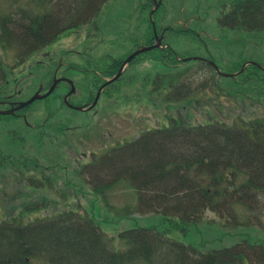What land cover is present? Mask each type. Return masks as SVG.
<instances>
[{
    "label": "rangeland",
    "instance_id": "1",
    "mask_svg": "<svg viewBox=\"0 0 264 264\" xmlns=\"http://www.w3.org/2000/svg\"><path fill=\"white\" fill-rule=\"evenodd\" d=\"M55 1L57 0H0V12L11 13L28 3L30 11L51 15L55 12L52 9ZM151 1L141 0V3L147 4L145 20H148L149 11L153 6ZM161 1L162 6L154 11L151 19L154 22L162 20L164 28L167 26L171 28L172 32L165 33L168 35H165L163 43L165 42L179 58L193 56L191 60L196 59L195 57L212 58L224 73L236 74L239 71L236 75L238 84L231 83L232 77L217 78V83L232 90L235 88L242 94L246 89V96L241 94L230 96L223 89L221 93L224 94L217 95L214 91L211 94L209 89H204L200 94L201 105L189 112L180 110V105L170 99L160 101V109L151 108L146 103L141 106L135 105L132 100L125 105L122 96L130 98L143 76L147 74L153 76L156 72L164 71L155 65L154 58L161 54L155 49L143 54L140 60L128 68L124 74L125 80L113 84L112 88L115 89L109 90L111 94H108L112 97L101 96V106L96 114L92 111H73L64 106L60 98L65 88L60 84L52 95L35 102L29 108L27 121L36 127L29 128L21 120L9 116L0 117V224L18 215H27L33 220L37 217L49 219L56 216L59 211L63 213L73 209L78 210L80 215L94 216L100 229L107 236L113 237L112 243L116 249L122 248L117 235L119 231L155 225L160 231L166 232L169 238L184 245H192L200 252L219 249H229L231 253L241 251L244 254L241 264H262L259 260L260 256L264 255L260 253L264 248V192L259 193L257 204L252 203L254 208L235 202L227 208V213L205 211L202 220L196 224L197 232L194 227L184 229L178 225L171 226L158 213L135 212L133 207L137 203V196L127 179L116 181L105 191L104 196L94 195L90 190L91 184L85 181L91 176L88 172V163L92 158L94 160L99 158L111 147L131 141L144 130L152 129L159 123L165 124V112L175 116L179 110L190 123L203 122L207 118L206 112L210 111V105L215 101L224 103L223 114L217 115L224 121H231L235 116L244 119L263 116L264 30L251 31L246 28L250 31H245L246 29L242 27L243 31H237L222 26L225 19L223 14L228 12L232 0ZM129 3V0H107L101 9L102 13L97 17L86 18V12H90L89 8L82 3L77 6L79 8L77 10L75 2V10L66 14V26L68 21L75 23L80 14L78 20L82 23L75 26L76 32L72 30L73 32L62 34L54 40L52 48L48 49L51 54L41 58L35 55L26 56L24 62L20 63L21 66L17 63L21 56L20 48L14 47L17 42L9 47L0 44V67L6 72V77H3L6 81L0 87L4 94H0V97L11 93L12 90H20L21 99H25L36 91L39 84L47 87L59 59L63 63L60 71L66 65H80L81 60L73 51L88 49L95 53L113 52L116 57L130 53L135 45L131 44L133 34L127 16ZM133 4H139V0H133ZM87 20H90V25L98 23V28L95 31L92 27L86 28ZM145 27L146 23L137 29L145 31ZM178 29L185 32H176ZM147 31L149 32L148 28L146 30L148 36L150 32ZM196 33L203 43L197 41ZM69 35L71 36L68 37ZM142 43L145 44L144 41ZM206 47L209 48L207 53ZM41 49L43 48H38L32 53ZM68 50L70 51L66 52ZM246 62H254L260 68L247 67L240 70ZM185 65H180L185 67L187 73L184 78L193 85L198 80L201 81V86H206L207 79L210 80V77H213V81L216 79L210 69L199 61H186ZM238 66L240 69L236 71ZM66 75L73 80L76 89L79 90V97L85 95V86L80 84H85L89 76H82L74 71L67 72ZM248 76L249 78L245 79ZM128 78H131L129 82ZM46 116L48 117L46 125L40 131L38 127ZM90 120L94 122L90 126L85 128L77 126ZM58 121L66 122L61 125L57 124ZM50 124L52 126H49ZM54 124L56 126H53ZM58 126V129L66 130V134L54 138ZM9 132L13 135H8ZM83 153L87 156L84 157ZM76 161L79 162V167H75ZM33 175L38 181L28 180V177H34ZM40 178H44L46 186L40 185ZM31 184L36 186H29ZM104 217L112 221L107 222L103 220ZM25 221L24 219L23 223ZM249 242L256 246H250ZM35 260H31L30 263L48 264L43 259Z\"/></svg>",
    "mask_w": 264,
    "mask_h": 264
},
{
    "label": "trees",
    "instance_id": "2",
    "mask_svg": "<svg viewBox=\"0 0 264 264\" xmlns=\"http://www.w3.org/2000/svg\"><path fill=\"white\" fill-rule=\"evenodd\" d=\"M73 1L76 8L84 3L96 13L106 0H57L51 15L30 11L28 3L11 13L0 12V44L9 47L17 42L14 47L20 48L21 55L49 44L68 28L71 21L66 26V14L75 10ZM259 19L263 22L264 12L259 13ZM242 27L264 30V26ZM242 27L232 28L241 31ZM179 31L185 32L176 30ZM177 57L171 48H164L158 59L165 72L143 76L130 98L122 96L125 105L132 100L135 105L146 103L160 109L159 102L170 99L180 105V110L189 112L201 105L204 89L217 95L224 94L223 89L230 96H246V89L242 94L235 88L219 85L217 78L221 76L205 62L202 65L216 79H207L206 86L198 80L193 85L184 78L187 73L180 65L195 61L181 62ZM0 72L1 87L5 71L0 67ZM231 79L232 84L239 83L237 76ZM123 80L124 75L116 83ZM108 94L111 93L106 90L105 97H112ZM223 104L213 101L203 122L190 123L179 110L175 116L165 112V124L144 130L134 140L117 145L88 163L91 176L85 181L91 184L90 190L104 196L116 181L127 179L137 196L135 212L158 213L171 226L194 227L197 232L196 224L207 210L227 213L235 202L254 208L252 203L257 204L259 193L264 192V113L258 118L235 116L224 121L217 117L223 114ZM103 220L112 221L106 217ZM117 235L121 249L114 247L113 237L100 229L94 216L86 217L73 209L59 211L54 217L36 219L33 225L16 230L14 236L0 229V264H31L36 258L48 264H241L244 257L241 251L231 253L229 249L200 252L192 245L169 238L155 225L121 230ZM249 245L256 246L250 242ZM260 253H264V248ZM259 261L264 264V255Z\"/></svg>",
    "mask_w": 264,
    "mask_h": 264
},
{
    "label": "flooded vegetation",
    "instance_id": "3",
    "mask_svg": "<svg viewBox=\"0 0 264 264\" xmlns=\"http://www.w3.org/2000/svg\"><path fill=\"white\" fill-rule=\"evenodd\" d=\"M92 1H98V0H92ZM130 3L127 5V16L129 19V26L131 28L133 37H132V41L131 44L135 47L132 49V51L124 56L121 57H116L114 56L113 52H106V53H95L92 51H89L88 49H84L83 51H73L75 55H77V57L81 60L80 61V65H66V67H64L61 71L60 68L63 65L61 59L58 60V63L56 65V67L54 68L53 72H52V79L51 82L49 83V85L47 87H45L43 84H39L36 91H38L39 95L44 94L52 85L54 80L59 79V82L56 84L54 91L59 87L60 84H63L65 91L62 94L61 98H60V102H62V104L64 106H66L67 108L74 110L73 108H71V106H88L92 103V101L95 98L96 92L97 90L101 87V85L109 78H111L112 76H114L120 69V67L122 66L124 60L129 56V54H131L134 50H136L137 48L141 47V46H145V45H151V44H155L157 42H160V44L162 45L163 40L165 38V28L162 25V20L159 22H154L151 19V9L149 11V18L148 20H145V11L147 8V4H143L141 3V0H139V4L134 5L133 4V0H129ZM148 1V0H147ZM153 2V0H152ZM90 11V10H89ZM232 12L236 13V15H232ZM260 12H264V0H232L229 4V9L227 13H224V21L222 22V26H227V27H235L236 25L239 26H246V27H260V26H264V20L263 22L260 21L259 19V13ZM100 14V12L98 13V15ZM97 15V16H98ZM94 17V12L90 11V12H86V18L88 17ZM221 16V17H223ZM87 22V21H85ZM218 22V21H217ZM71 23V22H70ZM79 23H82L81 20H76V22H72L71 24H69L67 27V29L60 33L61 35L64 34H68L70 32H76V30L74 29L75 26L77 27L79 25ZM144 23H146V30L147 28L149 29L150 34L147 36L146 35V30H139L137 29L138 26L142 25L144 26ZM159 23V24H158ZM86 24V23H85ZM89 23L86 24V28L88 26L92 27L93 31H95L98 28V23L94 24L95 25H88ZM84 26V25H83ZM184 28V25H183ZM84 29V27L82 28V30ZM87 29V32H89ZM136 29L138 30L136 32ZM73 30V31H72ZM148 32V31H147ZM148 32V33H149ZM71 35H69L68 37H70ZM147 36V39H146ZM145 42V44H143L142 42ZM149 42V43H148ZM52 42H50L48 45L42 47L43 49L39 50V51H35L34 53L32 52H27L26 54H23L20 57V62H24V58H26V56H36L37 58H41L43 56H46L47 54H51V51L49 52L48 49L51 47L52 48ZM132 46V47H133ZM161 47L157 48V50H160ZM209 48H206V51H208ZM70 50L66 51L69 52ZM142 55L139 54L137 55L133 60H131L123 69L121 76L117 79L120 80V78L122 77V75L126 74L125 72H127L128 68L131 67L132 63L137 62L138 57ZM137 60V61H136ZM38 61V60H36ZM40 61V60H39ZM19 62V60H18ZM77 72L80 75H88L89 78L87 80V82L85 84H80V86H85V95L79 97V90L76 89V86L73 82L72 79L69 78V76L66 75L67 72ZM130 80V78H128V81ZM113 83V82H112ZM112 83L110 84H106L104 85V87L102 88L99 98L96 102V104L94 105L93 108H91L88 111H92V113L96 114V112L99 110L100 106H101V95L104 91L106 90H111L114 89L112 88ZM72 89V90H71ZM53 91V92H54ZM34 92V93H35ZM21 93L20 90H12L11 93L4 95L2 99H0V110H10V109H14V107L19 103V101H26L27 99H29L34 93H32L31 95H29L27 98H19V94ZM65 97H66V101L71 105L70 107L65 103ZM37 101H42V99L39 100H35L33 103H31L28 106H25L23 108H20L18 110H14L13 113L8 114V115H1L0 117H4V116H9L13 119L16 120H21L22 123L29 127V128H33L36 127L33 124H30L27 120H28V112H29V108ZM81 112H86V111H81ZM93 115V114H92ZM48 117L46 116L45 119L40 123V126L38 127L40 131H42V127H45L46 122H47ZM66 121H58L57 124L61 123V125H63V123H65ZM92 120L83 123L81 125H77L79 128H85L87 126L92 125ZM59 125V126H61ZM49 126H52V124H50ZM53 126H56V124H54ZM59 126L57 127V131L59 132L61 129H58ZM52 128V127H51ZM73 128V127H72ZM72 128L70 130H72ZM67 129V127L65 128ZM62 131V130H61ZM12 134L11 132L8 133ZM62 136H64L66 134V130L63 129L62 131ZM54 138H56L55 136H53ZM7 156V155H4ZM8 165V164H7ZM34 176V175H33ZM32 178V179H31ZM28 177V180L30 182H34L36 181L35 176L34 177ZM39 183L41 185H43V182ZM29 186L34 187L35 185L31 184ZM14 216V215H13ZM26 220L23 223V220ZM34 220L33 218L29 217V216H23V215H18V216H14L12 218H9L7 221H5L3 224H0V229L4 230L6 235H11L14 236L16 230L19 229H24L25 227H29L30 225H33ZM20 226V227H19Z\"/></svg>",
    "mask_w": 264,
    "mask_h": 264
},
{
    "label": "water",
    "instance_id": "4",
    "mask_svg": "<svg viewBox=\"0 0 264 264\" xmlns=\"http://www.w3.org/2000/svg\"><path fill=\"white\" fill-rule=\"evenodd\" d=\"M156 7H157V3H156V5H155V8H156ZM159 45H160V42H157V43H155V44H153V45H150V46L141 47V48L137 49L136 51H134L131 55H129V56L125 59V61L123 62L122 66L120 67V69H119V71L117 72V74H116L115 76H113L112 78L108 79L103 85H101V87L98 89V91H97V93H96V96H95L94 101L92 102V104H91L90 106H88V107H86V108H83V107H81V106H77V107L74 106V107H73V106H71L70 104H68V103L66 102L67 105H69V106L73 107L75 110H79V111H82V110H89V109H91V108L95 105V103H96V101H97V99H98V97H99V95H100V92H101L102 88L104 87V85H105V84H108V83H110V82H113L114 80H116V79L120 76V74L122 73L124 66H125L126 64H128V63L130 62V60H131L135 55H137V54H139V53H142V52H144V51H148V50H151V49H153V48L159 47ZM249 63L254 64L253 62H249ZM209 64L212 65L213 67H215V69H217L213 62L209 61ZM246 64H248V63H245L244 65H242L241 70L245 67ZM218 72H219V71H218ZM219 73H220V72H219ZM220 74L223 75V76H229V75L224 74V73H220ZM57 83H58V80H54L53 84L51 85V87L49 88V90H48L45 94H43V95H38V92H36V93H35V94H34L29 100H27V101H25V102H20V103H18L17 106H16L14 109L0 111V114H11V113H13L14 110H17V109H19V108H21V107H24V106H26V105L32 103V102H33L34 100H36V99H40V98H44V97L48 96V95L54 90V88H55V86H56ZM71 90H72V89H71ZM65 101H66V98H65Z\"/></svg>",
    "mask_w": 264,
    "mask_h": 264
}]
</instances>
